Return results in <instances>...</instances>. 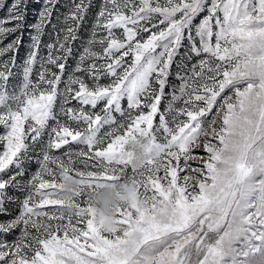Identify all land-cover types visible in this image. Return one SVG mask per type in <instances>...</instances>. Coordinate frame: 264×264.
Returning <instances> with one entry per match:
<instances>
[{
  "label": "snow or ice",
  "instance_id": "6c2138e0",
  "mask_svg": "<svg viewBox=\"0 0 264 264\" xmlns=\"http://www.w3.org/2000/svg\"><path fill=\"white\" fill-rule=\"evenodd\" d=\"M0 10V264H264V0Z\"/></svg>",
  "mask_w": 264,
  "mask_h": 264
},
{
  "label": "rangeland",
  "instance_id": "374dc122",
  "mask_svg": "<svg viewBox=\"0 0 264 264\" xmlns=\"http://www.w3.org/2000/svg\"><path fill=\"white\" fill-rule=\"evenodd\" d=\"M61 3L62 4L67 3V0H61ZM35 8H38V5H32L30 7V9H29V17H28L29 23L34 22V20H35V15L33 13V9H35ZM65 10L66 9L61 8V11L62 12L65 11ZM94 11H95V9H93V12ZM4 15H5V11L4 10H0V17H3ZM91 23H92V15L89 14V16L86 17V20H85L83 26L81 27V29L79 31V37L80 38L74 42V45L73 46L77 50H79L81 48V46L83 45V42L87 39V37H88V30L91 27ZM28 31L29 30L26 28L25 29V35H24L23 43H22V46H21V49H20V58L21 59L23 58L25 52L27 51L26 45L29 43V39H28V35H27ZM43 39H44V42L47 43V42H49L50 37L46 35ZM76 55H77V53H74L73 54V57L68 61V64H69L70 67L72 65H74ZM173 71H175V67H173ZM173 82H176L174 80V78H173ZM0 131H2V129H0ZM73 147H75V145H73ZM0 151H2V146H0ZM57 154H59V153H57ZM30 167H31L32 170H35L36 167H37V165L35 163H33ZM69 183H71V187L70 188L68 187ZM73 187H74V184H73L72 181L66 182V184H65V188H66L65 193H69V195H67L66 197L71 196V194H72L71 193V189Z\"/></svg>",
  "mask_w": 264,
  "mask_h": 264
},
{
  "label": "clouds",
  "instance_id": "9594fccd",
  "mask_svg": "<svg viewBox=\"0 0 264 264\" xmlns=\"http://www.w3.org/2000/svg\"><path fill=\"white\" fill-rule=\"evenodd\" d=\"M68 187H69V188L71 187V183H69ZM63 195H64V196H67V195H69V193H64ZM109 199H112V198L109 197Z\"/></svg>",
  "mask_w": 264,
  "mask_h": 264
}]
</instances>
